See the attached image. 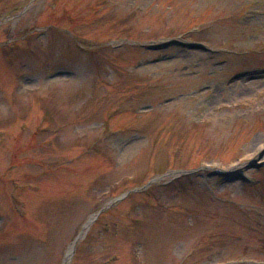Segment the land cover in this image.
Listing matches in <instances>:
<instances>
[{
	"label": "rangeland",
	"instance_id": "rangeland-1",
	"mask_svg": "<svg viewBox=\"0 0 264 264\" xmlns=\"http://www.w3.org/2000/svg\"><path fill=\"white\" fill-rule=\"evenodd\" d=\"M258 163L264 0H0V264H264Z\"/></svg>",
	"mask_w": 264,
	"mask_h": 264
},
{
	"label": "water",
	"instance_id": "water-1",
	"mask_svg": "<svg viewBox=\"0 0 264 264\" xmlns=\"http://www.w3.org/2000/svg\"><path fill=\"white\" fill-rule=\"evenodd\" d=\"M257 167H258V165H253V166H252V168H257ZM90 222H91V220H90ZM87 227H88V224L84 225L83 229H85V228H87ZM81 235H82V232L77 236V238H76V240H75V242H74V245H75L76 241L81 237ZM73 251H74V250H72V251L67 255V257H66V262H65L64 264H67V262H69V260H70V258H71V256H72V254H73Z\"/></svg>",
	"mask_w": 264,
	"mask_h": 264
}]
</instances>
